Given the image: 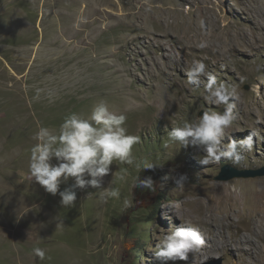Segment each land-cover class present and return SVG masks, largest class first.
<instances>
[{"label":"rangeland","instance_id":"374dc122","mask_svg":"<svg viewBox=\"0 0 264 264\" xmlns=\"http://www.w3.org/2000/svg\"><path fill=\"white\" fill-rule=\"evenodd\" d=\"M193 60L239 97L225 143L260 134L239 165H203L202 146L168 138L224 110L204 99L206 78L187 84ZM100 100L139 137L135 161L160 166L138 172L114 161L102 187L118 188L119 199L103 203L89 186L66 208L30 176L33 136L41 126L58 133L70 113L87 118ZM225 165L264 167V0H0V264H161L152 255L158 239L179 226L197 229L205 244L167 264H264V176L219 180ZM166 175L188 180L178 187ZM136 176H151L155 192L134 189ZM245 191L257 199L254 232L234 224L237 206L219 208L229 195L243 208Z\"/></svg>","mask_w":264,"mask_h":264},{"label":"clouds","instance_id":"9594fccd","mask_svg":"<svg viewBox=\"0 0 264 264\" xmlns=\"http://www.w3.org/2000/svg\"><path fill=\"white\" fill-rule=\"evenodd\" d=\"M203 27V21H201ZM206 42H201L198 47H206ZM187 84L193 88H199L202 77L206 78L204 84V99L215 105H223V112L205 111L192 122H184L182 126L173 127L168 133L171 142L181 147L202 146L206 152L201 163L208 165L219 162L222 159L239 165L244 159L243 152H250L254 146V139H259L258 131H250V134L242 140L229 138L225 143L226 132L236 120V104L239 97L234 87L229 88L225 83L218 82L216 75L207 69L201 60H193L186 73ZM41 89L36 90L34 99L40 98ZM51 99L52 94L48 93ZM126 116L116 114L105 100L96 103L87 118L78 113H70L59 126L58 133L48 127H39L33 139L37 143L32 147L29 159L30 176L41 185L46 192L61 197L63 207H74L77 200L76 189L92 187L101 189L99 198L107 203L110 199H119L118 188L102 187L105 176L112 172L113 162L134 165L136 170H155L158 165L155 162L144 160L136 162L132 151L133 146L139 142V137L129 135L125 127ZM167 146V145H166ZM53 160L56 163H53ZM70 179L74 183L60 190L62 183ZM120 180L126 177L122 174ZM164 180L172 179L178 187H182L188 180L186 175L164 176ZM111 181L110 183H113ZM132 187L146 189L151 192L156 190V182L151 176L133 178ZM236 196L240 190L233 188ZM124 206H130L128 200ZM205 244L204 237L191 226H179L158 239L156 250L152 253L154 258L167 264L172 261H187L189 254L195 253ZM33 254L41 260L46 258L43 249L35 247Z\"/></svg>","mask_w":264,"mask_h":264},{"label":"bare ground","instance_id":"6f19581e","mask_svg":"<svg viewBox=\"0 0 264 264\" xmlns=\"http://www.w3.org/2000/svg\"><path fill=\"white\" fill-rule=\"evenodd\" d=\"M243 195H244L243 198H242V200H243L242 202L244 204L243 208L241 207V203L240 202H236L235 203L233 201V199L231 198V197H233V195H229V198H225V197L222 198L221 201H220V207L219 208H221L223 205H225L226 211H227V213H229L230 211L234 210V207L237 206L239 209L242 210V212H241V215L238 216L239 220L235 221L234 224H236L238 226L245 224V227H243V229L250 230V231L254 232L255 231V227L249 222L252 221V218L254 216H256V213L254 212V210L257 208V199L255 198V193L253 194L252 192H249V191H245ZM223 202H224V204H223ZM262 204L264 206V201H263ZM244 219H249V220L248 221H242ZM240 239H242V238H240Z\"/></svg>","mask_w":264,"mask_h":264},{"label":"water","instance_id":"95a60500","mask_svg":"<svg viewBox=\"0 0 264 264\" xmlns=\"http://www.w3.org/2000/svg\"><path fill=\"white\" fill-rule=\"evenodd\" d=\"M264 176V167L259 169H238L232 165H225L219 176V180H230L233 178H250V177H259ZM218 264H222V261H219Z\"/></svg>","mask_w":264,"mask_h":264}]
</instances>
